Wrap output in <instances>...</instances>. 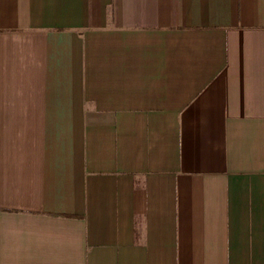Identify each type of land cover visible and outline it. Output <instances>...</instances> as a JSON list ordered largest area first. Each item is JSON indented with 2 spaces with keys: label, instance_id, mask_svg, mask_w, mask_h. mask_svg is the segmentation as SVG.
I'll list each match as a JSON object with an SVG mask.
<instances>
[{
  "label": "crops",
  "instance_id": "obj_1",
  "mask_svg": "<svg viewBox=\"0 0 264 264\" xmlns=\"http://www.w3.org/2000/svg\"><path fill=\"white\" fill-rule=\"evenodd\" d=\"M0 264H264V0H0Z\"/></svg>",
  "mask_w": 264,
  "mask_h": 264
}]
</instances>
